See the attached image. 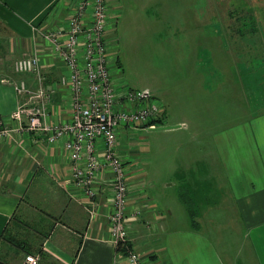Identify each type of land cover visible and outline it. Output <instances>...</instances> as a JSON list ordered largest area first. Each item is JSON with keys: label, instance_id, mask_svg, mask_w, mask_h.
Instances as JSON below:
<instances>
[{"label": "crops", "instance_id": "obj_1", "mask_svg": "<svg viewBox=\"0 0 264 264\" xmlns=\"http://www.w3.org/2000/svg\"><path fill=\"white\" fill-rule=\"evenodd\" d=\"M79 1L0 0V117L3 127L0 133V236L8 226L14 228L16 238L21 237L24 226L32 231V236L26 235V240L19 238L23 240L20 246L0 243V264H27L26 256L31 254L39 259V264H128L126 255L117 250L110 236L108 188L102 187L101 214L91 221L87 210L90 199L69 184L71 164L65 148L69 137L50 143L47 132L21 130L19 123L12 119L15 111L28 100L25 93L16 91V85L25 83L34 91L40 83L49 88L63 76L60 61L53 57L42 39L37 38L36 28L66 19ZM119 2L109 0V38L120 17L117 13ZM36 50L41 54L40 75L18 73L15 62ZM110 54L115 61L111 49ZM70 104L68 93L59 89L48 105L45 124L70 120ZM256 112L264 113V107ZM263 113L255 121L226 127L212 137L226 176L231 177L239 216L224 212L215 215V195L212 199L205 196L200 200L199 212L193 198L197 211L194 218L183 203L185 216L182 226L177 227L170 205L166 204L162 211L166 216L160 214L159 205L152 201L143 177L128 171L134 191L127 212L132 213L137 207L142 209L137 218L127 221L129 244L143 255V264H264ZM180 124L181 128L187 127L186 122ZM211 157L215 159L214 150ZM198 163L189 173L203 183L210 177V173H204L210 162ZM216 174L218 177L219 173ZM185 177L188 185V174ZM189 187L190 184L187 190ZM214 189L213 183H197L192 192L197 197L201 192L213 193ZM178 196L182 200L181 193ZM15 217L21 220L18 227L13 224ZM14 247L18 250L16 253L20 252L17 255H12ZM22 253L24 258L20 256Z\"/></svg>", "mask_w": 264, "mask_h": 264}, {"label": "rangeland", "instance_id": "obj_2", "mask_svg": "<svg viewBox=\"0 0 264 264\" xmlns=\"http://www.w3.org/2000/svg\"><path fill=\"white\" fill-rule=\"evenodd\" d=\"M247 5L264 10V0L119 2L120 17L109 38L116 56V69L112 67L116 82L151 92L167 110L166 127L187 123L186 128L167 131L124 129L118 132L120 155L129 171L143 177L160 214L164 216L162 211L170 205L177 227L185 216L181 192L195 199L198 211L200 200L215 195V215L240 213L231 177L226 176L212 137L226 127L255 121L263 113L256 111L264 107V15L253 17ZM251 19L256 23L253 29ZM208 161L204 173L210 177L198 182L189 169ZM197 183H213L215 189L194 197ZM187 206L194 210L193 204ZM23 228L17 236L20 242L32 236L30 229ZM16 251L14 247L12 255L20 253ZM20 256L24 258L23 253Z\"/></svg>", "mask_w": 264, "mask_h": 264}, {"label": "built area", "instance_id": "obj_3", "mask_svg": "<svg viewBox=\"0 0 264 264\" xmlns=\"http://www.w3.org/2000/svg\"><path fill=\"white\" fill-rule=\"evenodd\" d=\"M110 12L109 0H80L66 19L36 28L37 38L60 61L63 76L49 88L40 83L34 91L25 83L16 85V91L25 93L28 100L12 119L21 130L47 132L50 143L69 137L65 146L71 164L69 184L90 199L87 210L91 221L101 214L102 187L108 188L109 231L117 246L129 242L128 219L142 213L141 207L127 212L134 182L120 155L118 132L165 126L166 109L151 92L116 82L109 47ZM14 67L18 73L40 75L41 54L36 50L18 59ZM59 89L69 95L71 118L55 125L45 124L48 105ZM125 255L128 264H143L140 252L132 249ZM26 263L39 264V259L28 255Z\"/></svg>", "mask_w": 264, "mask_h": 264}, {"label": "trees", "instance_id": "obj_4", "mask_svg": "<svg viewBox=\"0 0 264 264\" xmlns=\"http://www.w3.org/2000/svg\"><path fill=\"white\" fill-rule=\"evenodd\" d=\"M253 28H255L254 26H252V28H250V29H253ZM243 34H244V32H242ZM242 34V35H243ZM1 44H2V42H1V38H0V48H1ZM157 122H159L160 123V120H157ZM1 124H2V119H1V117H0V132L3 130V127L1 126ZM185 193V192H184ZM183 192H181V198H182V200H183V203L187 206L188 204H193V205H195V203H194V199L191 197V195L189 194H187L188 196H186L185 194H184ZM195 207V206H194ZM187 208H189L188 210H189V214L194 218V215H195V213H196V210H195V208H194V210H192L189 206H187ZM16 221L13 223L14 224V226H16V227H18L19 226V224H20V222H21V220H20V218L19 217H15L14 218ZM14 228H10V226H8L5 230H4V232H3V234L0 236V243L2 242V241H4V242H7V243H9V244H12V245H14V246H20L19 244H20V241H18V239L15 237V235L13 234L14 233ZM133 249V247H132V245L131 244H129V242H127V243H119L118 245H117V250L120 252V251H122V252H124V254H127L130 250H132ZM26 252H28V253H31L30 251H26ZM39 253L40 254H42V251H39Z\"/></svg>", "mask_w": 264, "mask_h": 264}, {"label": "flooded vegetation", "instance_id": "obj_5", "mask_svg": "<svg viewBox=\"0 0 264 264\" xmlns=\"http://www.w3.org/2000/svg\"><path fill=\"white\" fill-rule=\"evenodd\" d=\"M248 6V5H247ZM250 6V5H249ZM248 6V8H249V10H250V13H251V15L253 16V17H255L256 15H259L260 14V16H262V15H264V10H260V9H257V7L255 6V5H252L253 6V8L252 7H249ZM251 20H253V19H251ZM256 23L254 22V20H253V22H250V26H254ZM256 30H250L249 32L250 33H252V32H255Z\"/></svg>", "mask_w": 264, "mask_h": 264}, {"label": "water", "instance_id": "obj_6", "mask_svg": "<svg viewBox=\"0 0 264 264\" xmlns=\"http://www.w3.org/2000/svg\"><path fill=\"white\" fill-rule=\"evenodd\" d=\"M178 128H181V126H172V127H161V128H156V129H153V130H163V131H167V130H173V129H178Z\"/></svg>", "mask_w": 264, "mask_h": 264}, {"label": "bare ground", "instance_id": "obj_7", "mask_svg": "<svg viewBox=\"0 0 264 264\" xmlns=\"http://www.w3.org/2000/svg\"><path fill=\"white\" fill-rule=\"evenodd\" d=\"M192 217V216H191ZM32 255V254H31Z\"/></svg>", "mask_w": 264, "mask_h": 264}]
</instances>
